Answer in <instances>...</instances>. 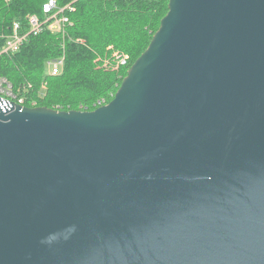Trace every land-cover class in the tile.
I'll return each instance as SVG.
<instances>
[{
	"label": "water",
	"instance_id": "obj_1",
	"mask_svg": "<svg viewBox=\"0 0 264 264\" xmlns=\"http://www.w3.org/2000/svg\"><path fill=\"white\" fill-rule=\"evenodd\" d=\"M0 264H264V0H169L95 110L0 108Z\"/></svg>",
	"mask_w": 264,
	"mask_h": 264
},
{
	"label": "trees",
	"instance_id": "obj_2",
	"mask_svg": "<svg viewBox=\"0 0 264 264\" xmlns=\"http://www.w3.org/2000/svg\"><path fill=\"white\" fill-rule=\"evenodd\" d=\"M46 1L0 0V50L3 37L12 32L15 23L20 32L29 33V16L44 20ZM56 1L60 7L70 5L65 12L69 23L61 31H52L45 24L39 33H29L16 53L1 54L0 76L11 82L14 91L36 99L37 106L95 110L114 98L130 66L147 49L168 12L169 0ZM110 45L131 56V63L119 75L93 63L97 55L108 54ZM62 57L61 72L49 75L46 61Z\"/></svg>",
	"mask_w": 264,
	"mask_h": 264
},
{
	"label": "built area",
	"instance_id": "obj_3",
	"mask_svg": "<svg viewBox=\"0 0 264 264\" xmlns=\"http://www.w3.org/2000/svg\"><path fill=\"white\" fill-rule=\"evenodd\" d=\"M71 9L70 5L60 7L56 0H48L43 4L42 10L45 15L44 20H41L37 15L28 17L30 25L29 33H39L43 26L47 24L52 31H61L67 23L69 18L65 14L67 10ZM29 33L20 32V25L15 23L12 32L4 38V47L0 50V55L3 53H16L22 44L26 41ZM1 39V37H0ZM116 63L120 67H127L130 62L127 57L123 55L116 56ZM64 65V57L46 61V72L49 75H57L61 72ZM45 87V85H43ZM29 101L30 105L26 102ZM12 103H16L27 107H36L37 100L34 98H27L20 90L14 91L11 82L0 76V108L8 109L12 107ZM101 104V102H99Z\"/></svg>",
	"mask_w": 264,
	"mask_h": 264
},
{
	"label": "rangeland",
	"instance_id": "obj_4",
	"mask_svg": "<svg viewBox=\"0 0 264 264\" xmlns=\"http://www.w3.org/2000/svg\"><path fill=\"white\" fill-rule=\"evenodd\" d=\"M106 55H97L94 60V64L98 69H102L106 72H113L116 74H121L124 67H120L116 63V56L123 55L127 57L128 61L131 63V56L129 53L124 52L120 49L115 48L113 45H110L106 49Z\"/></svg>",
	"mask_w": 264,
	"mask_h": 264
}]
</instances>
